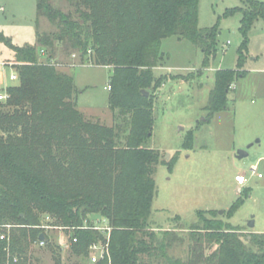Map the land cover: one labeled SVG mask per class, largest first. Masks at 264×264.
<instances>
[{
    "label": "trees",
    "instance_id": "1",
    "mask_svg": "<svg viewBox=\"0 0 264 264\" xmlns=\"http://www.w3.org/2000/svg\"><path fill=\"white\" fill-rule=\"evenodd\" d=\"M68 1L72 9L63 11L50 0H36L37 16L55 29L36 31L32 45L16 46L0 32L18 79L0 100V225L9 226L8 239H0V264H41L31 251L40 234L53 264H264V232H244L214 211L208 217L197 213L185 234L150 227L155 168L162 163L171 171L174 165L145 146L154 122L151 92L158 79L152 69L164 56L161 41L188 40L206 65L216 52L218 26H198V0ZM247 1L237 66L214 72L206 115L195 129L226 108L233 80L244 73L239 68L248 30L255 18L264 19V2ZM56 45L111 68L112 124L87 119L77 108L72 76L52 62ZM248 192L232 202L229 217ZM46 216L52 222H42ZM97 217L110 227L108 238L92 228ZM45 224L69 232V250L79 262L63 263ZM97 242L107 243L108 256L90 263L89 246ZM175 245L186 246L184 257L169 253Z\"/></svg>",
    "mask_w": 264,
    "mask_h": 264
},
{
    "label": "rangeland",
    "instance_id": "2",
    "mask_svg": "<svg viewBox=\"0 0 264 264\" xmlns=\"http://www.w3.org/2000/svg\"><path fill=\"white\" fill-rule=\"evenodd\" d=\"M264 2V0H256ZM63 11L71 10L68 0H50ZM247 0H198V26H218L215 55L203 65V54L186 39L175 36L164 38L160 50L162 61L152 70L158 79L152 90L154 119L150 138L145 146L157 150L160 160L174 162L171 171L159 163L153 174L155 196L151 206L150 227L154 230L174 229L185 234L186 228L197 221V213L208 217L209 211L244 232H264V19L253 20L243 50L240 71L227 92L226 108L215 112L209 123L200 124L206 115L204 109L213 87L214 72L237 66L238 47L242 41L239 32L242 10ZM239 8L225 15L230 9ZM55 27L42 16H37L36 0H0V32L16 46L35 43L36 31H51ZM2 44V43H1ZM2 53L6 66L16 72L12 52ZM37 46L39 60L45 61ZM59 71L72 76L77 93L73 96L77 108L87 119L105 125L112 124L108 107V80L111 68L98 66L88 56L68 53L56 45L52 60ZM17 84L18 81H10ZM3 93L0 90V94ZM192 141L190 143V135ZM189 136V138H188ZM247 156L238 159L235 153L247 145ZM185 146V147H184ZM255 168V175L250 169ZM236 174H244L245 182L238 185ZM260 174V177L257 176ZM242 204L229 217V207L242 190ZM221 211V213H219ZM253 227H248L249 220ZM42 222H52L46 217ZM181 227V228H179ZM53 241L60 247L63 263L79 262L70 253L69 232L48 229ZM41 264H53L50 252L37 244L31 248ZM186 246L175 245L169 253L184 257Z\"/></svg>",
    "mask_w": 264,
    "mask_h": 264
},
{
    "label": "built area",
    "instance_id": "3",
    "mask_svg": "<svg viewBox=\"0 0 264 264\" xmlns=\"http://www.w3.org/2000/svg\"><path fill=\"white\" fill-rule=\"evenodd\" d=\"M40 53L43 54L42 50L40 51ZM1 64L5 65V63H1ZM9 77H10V79H15V78H17V73H15V72L11 73L9 75ZM6 98H7V93H6L5 88H4L3 93L0 94V100H4ZM255 171H256L255 168L250 169V174L255 175L256 174ZM257 176L260 177V174H257ZM234 179L238 185H242L245 182L244 174H237V175H235ZM46 219L49 221L51 220L48 216H46ZM42 227H44L45 229H53V228L64 229L61 226L50 225V224H45ZM5 228H9V226L8 225H6V226L0 225V239L1 240L8 239V234H7V232H5ZM92 228L95 230L101 231L108 238V233H109L110 227L108 226L107 222L104 219L99 218V217L95 218L94 219V225L92 226ZM75 241H76V238L73 237L72 242H75ZM45 243H46L45 241L39 239L36 244L39 247H44ZM58 243H59L60 247L64 246L63 241L59 240ZM89 251H90L89 262L95 263L99 259L104 258L105 256H108L107 243H101V242L92 243L89 246Z\"/></svg>",
    "mask_w": 264,
    "mask_h": 264
},
{
    "label": "crops",
    "instance_id": "4",
    "mask_svg": "<svg viewBox=\"0 0 264 264\" xmlns=\"http://www.w3.org/2000/svg\"><path fill=\"white\" fill-rule=\"evenodd\" d=\"M2 53H5V55L7 54L8 57L10 56L9 52H7L4 46H2V44L0 43V56H3ZM12 58L14 59L13 52H12ZM1 63H5V61L3 59L0 61V90L3 91L4 88L9 85H16V84L11 83L10 81H14V80L18 81V79L17 78L10 79L9 75L11 73H14L15 71H13L12 67L6 66V64L2 65ZM14 63H16L15 60H14Z\"/></svg>",
    "mask_w": 264,
    "mask_h": 264
},
{
    "label": "water",
    "instance_id": "5",
    "mask_svg": "<svg viewBox=\"0 0 264 264\" xmlns=\"http://www.w3.org/2000/svg\"><path fill=\"white\" fill-rule=\"evenodd\" d=\"M141 92H142L144 95H146V96L148 95V92L145 91V90H142ZM250 146H251V144L247 145L246 148H244V149H238V150L236 151V153H235V157L238 158V159H241V158L247 156V154H248V153H247V148H249ZM219 213H221V211H220ZM247 226L250 227V228L253 227V221H252L251 219L249 220ZM43 238H44V235H43V234H40V235H39V239H40V240H43Z\"/></svg>",
    "mask_w": 264,
    "mask_h": 264
}]
</instances>
